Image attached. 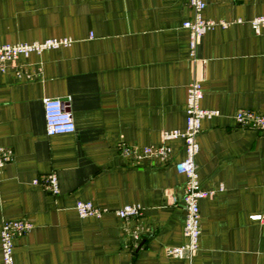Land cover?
Listing matches in <instances>:
<instances>
[{"label": "crops", "instance_id": "1", "mask_svg": "<svg viewBox=\"0 0 264 264\" xmlns=\"http://www.w3.org/2000/svg\"><path fill=\"white\" fill-rule=\"evenodd\" d=\"M212 22L188 57L182 23L188 0H0V46L68 39L69 44L18 56L0 72V226L24 219L30 231L12 242L13 264H264V131L241 127L236 110L264 114V0H202ZM200 83L194 158L199 189L197 248L185 243L183 176L174 164L180 139L167 142L166 163L132 162L120 146L160 144L182 131L186 87ZM68 105L74 132L47 136L42 99ZM57 194L34 185L47 174ZM102 210L79 217L75 202ZM138 206L140 216L114 211ZM0 264L1 252H0Z\"/></svg>", "mask_w": 264, "mask_h": 264}, {"label": "built area", "instance_id": "2", "mask_svg": "<svg viewBox=\"0 0 264 264\" xmlns=\"http://www.w3.org/2000/svg\"><path fill=\"white\" fill-rule=\"evenodd\" d=\"M188 6L192 12V18L182 23V28L188 34V57L195 61L196 45L206 29L213 25L212 22L204 21L201 18V10L204 7L202 0H188ZM253 34L258 35L264 30V16L254 17L248 22ZM68 39H47L42 42L31 44H13L0 46V72L5 70L8 63L13 62L18 56H26L31 52L39 53L44 49H56L68 46ZM200 83L192 79L185 94V125L182 131H162L160 144L136 148L134 146H120V155L132 162H138L144 158H152L159 163H166L171 157V148L167 142L180 139L183 145V158L174 164L177 174L183 176L181 202L184 210V222L182 234L185 243L179 247L165 249L167 257L175 258L182 256L183 252H192L197 248L199 235V211L198 201L210 195V192H203L199 189L194 158L198 153L196 136L200 130V122L215 115L213 111H206L199 108L201 99ZM42 110L44 120V131L47 136L70 134L74 132V125L68 112V105L58 99H42ZM233 120L241 127L253 128L264 131V114H257L251 110L239 109L233 114ZM11 151L0 146V170L10 162ZM32 183L40 185L51 195L57 194V180L54 174H47ZM74 209L79 217H99L102 210L93 207L89 202H75ZM114 215L120 220H129L140 216L138 206H123L114 211ZM250 219L264 223V211L253 215ZM31 225L24 219L5 220L0 226V252L3 264H13L12 242L15 238L27 234Z\"/></svg>", "mask_w": 264, "mask_h": 264}, {"label": "rangeland", "instance_id": "3", "mask_svg": "<svg viewBox=\"0 0 264 264\" xmlns=\"http://www.w3.org/2000/svg\"><path fill=\"white\" fill-rule=\"evenodd\" d=\"M261 31H264V30H261Z\"/></svg>", "mask_w": 264, "mask_h": 264}]
</instances>
